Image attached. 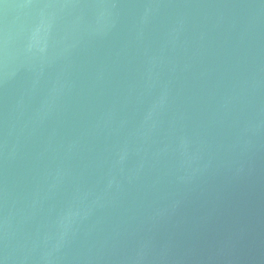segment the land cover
<instances>
[{"label":"water","instance_id":"obj_1","mask_svg":"<svg viewBox=\"0 0 264 264\" xmlns=\"http://www.w3.org/2000/svg\"><path fill=\"white\" fill-rule=\"evenodd\" d=\"M264 162V0H0V264H155Z\"/></svg>","mask_w":264,"mask_h":264}]
</instances>
